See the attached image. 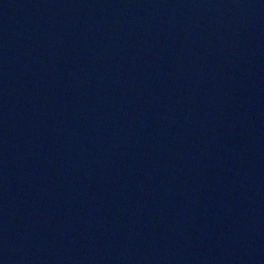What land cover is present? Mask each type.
I'll return each instance as SVG.
<instances>
[{
	"label": "water",
	"instance_id": "95a60500",
	"mask_svg": "<svg viewBox=\"0 0 264 264\" xmlns=\"http://www.w3.org/2000/svg\"><path fill=\"white\" fill-rule=\"evenodd\" d=\"M0 264H264V0H0Z\"/></svg>",
	"mask_w": 264,
	"mask_h": 264
}]
</instances>
